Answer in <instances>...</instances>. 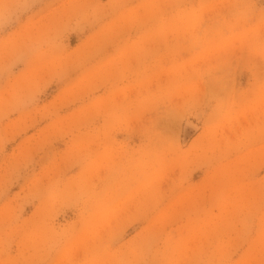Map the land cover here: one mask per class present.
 I'll return each mask as SVG.
<instances>
[{
    "label": "rangeland",
    "instance_id": "1",
    "mask_svg": "<svg viewBox=\"0 0 264 264\" xmlns=\"http://www.w3.org/2000/svg\"><path fill=\"white\" fill-rule=\"evenodd\" d=\"M0 264H264V0H0Z\"/></svg>",
    "mask_w": 264,
    "mask_h": 264
}]
</instances>
